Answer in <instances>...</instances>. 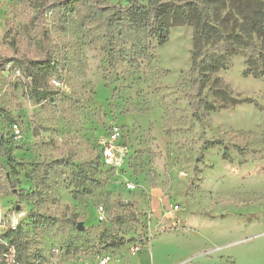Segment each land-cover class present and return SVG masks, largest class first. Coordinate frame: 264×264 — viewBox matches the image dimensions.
<instances>
[{
	"label": "rangeland",
	"instance_id": "rangeland-1",
	"mask_svg": "<svg viewBox=\"0 0 264 264\" xmlns=\"http://www.w3.org/2000/svg\"><path fill=\"white\" fill-rule=\"evenodd\" d=\"M127 2L0 0V264L14 235L30 264H264V76L242 51L198 97L192 25L107 27Z\"/></svg>",
	"mask_w": 264,
	"mask_h": 264
},
{
	"label": "trees",
	"instance_id": "trees-1",
	"mask_svg": "<svg viewBox=\"0 0 264 264\" xmlns=\"http://www.w3.org/2000/svg\"><path fill=\"white\" fill-rule=\"evenodd\" d=\"M109 8L113 13L106 21L107 27L119 24L126 32L144 31L159 45L166 42L172 26L191 24V69L197 74L195 84L198 97L202 96L201 90L209 73L224 68L227 57L242 51L248 52L244 75L264 76V0H128L126 5ZM230 21L231 29L224 37L225 26ZM140 47L133 45L132 50L138 53ZM33 63L34 68L27 67L26 77L32 78V83L36 85L38 75L42 71L47 72V67L39 62ZM219 94L224 106L249 101L235 99L223 89ZM30 97L36 100L44 98L35 87L30 90ZM201 102L205 112L216 108L214 103L205 98ZM226 156L227 151L224 152ZM9 245L14 249L17 264H30L26 244L19 237L14 235Z\"/></svg>",
	"mask_w": 264,
	"mask_h": 264
},
{
	"label": "built area",
	"instance_id": "built-area-1",
	"mask_svg": "<svg viewBox=\"0 0 264 264\" xmlns=\"http://www.w3.org/2000/svg\"><path fill=\"white\" fill-rule=\"evenodd\" d=\"M12 129H13V132L17 135H19L20 133V130H19V126L18 124L14 123L12 125ZM114 139V136H112V139L109 141V143L104 146V155L106 158H109L112 156V152H113V145H112V140ZM101 210V209H100ZM178 210V206L177 205H173L170 209V213H174ZM102 219V217H100ZM11 251H14V249L12 248ZM108 263V258L104 257L103 259H101V264H107ZM17 264V263H16Z\"/></svg>",
	"mask_w": 264,
	"mask_h": 264
}]
</instances>
